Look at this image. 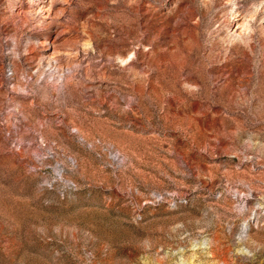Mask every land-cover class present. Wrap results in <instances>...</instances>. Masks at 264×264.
<instances>
[{
	"label": "rangeland",
	"instance_id": "1",
	"mask_svg": "<svg viewBox=\"0 0 264 264\" xmlns=\"http://www.w3.org/2000/svg\"><path fill=\"white\" fill-rule=\"evenodd\" d=\"M42 1L0 0V264H264V0Z\"/></svg>",
	"mask_w": 264,
	"mask_h": 264
},
{
	"label": "bare ground",
	"instance_id": "2",
	"mask_svg": "<svg viewBox=\"0 0 264 264\" xmlns=\"http://www.w3.org/2000/svg\"><path fill=\"white\" fill-rule=\"evenodd\" d=\"M50 3H51V0H45V1H42L40 4L37 3L36 5L38 6L39 10L47 14L51 10ZM240 28H242V25H240Z\"/></svg>",
	"mask_w": 264,
	"mask_h": 264
}]
</instances>
